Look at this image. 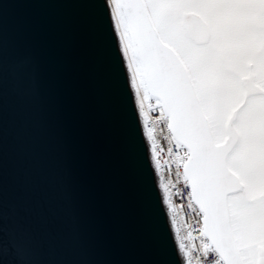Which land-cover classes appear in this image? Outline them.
Masks as SVG:
<instances>
[{
    "label": "water",
    "instance_id": "water-1",
    "mask_svg": "<svg viewBox=\"0 0 264 264\" xmlns=\"http://www.w3.org/2000/svg\"><path fill=\"white\" fill-rule=\"evenodd\" d=\"M116 5L149 92L189 150L184 170L205 233L226 264H237L214 162L189 142L205 114L190 70L162 40L146 0ZM181 24L197 44L210 41L207 23L182 16ZM0 33V264H52L62 213L51 181L65 169L83 235L102 264H185L108 0H0ZM24 59L38 69L35 97L14 73Z\"/></svg>",
    "mask_w": 264,
    "mask_h": 264
},
{
    "label": "snow or ice",
    "instance_id": "snow-or-ice-1",
    "mask_svg": "<svg viewBox=\"0 0 264 264\" xmlns=\"http://www.w3.org/2000/svg\"><path fill=\"white\" fill-rule=\"evenodd\" d=\"M196 10L181 13L227 30L239 22L223 5L237 0H165ZM264 2V0H262ZM6 72L4 45L0 33V103ZM21 85L38 95V69L24 59L14 68ZM210 88L204 118L190 133L196 153L212 158L217 178L218 201L231 211L229 251L237 264H264V20L248 19L232 33L224 48L208 55ZM3 126L0 121V147ZM31 180L26 178V190ZM53 197L62 215L60 236L51 245L52 264H102L85 239L75 210L67 169L51 181ZM47 222V217H45ZM60 249L62 251L58 252Z\"/></svg>",
    "mask_w": 264,
    "mask_h": 264
},
{
    "label": "built area",
    "instance_id": "built-area-1",
    "mask_svg": "<svg viewBox=\"0 0 264 264\" xmlns=\"http://www.w3.org/2000/svg\"><path fill=\"white\" fill-rule=\"evenodd\" d=\"M145 126L150 134L154 162L169 205V214L183 248L186 264H223L206 247L201 215L190 198V187L183 177L186 150L175 143L168 129V118L154 99L142 100Z\"/></svg>",
    "mask_w": 264,
    "mask_h": 264
},
{
    "label": "rangeland",
    "instance_id": "rangeland-1",
    "mask_svg": "<svg viewBox=\"0 0 264 264\" xmlns=\"http://www.w3.org/2000/svg\"><path fill=\"white\" fill-rule=\"evenodd\" d=\"M156 28L163 40L174 46L188 67L196 82L198 95L205 110L207 93L210 88L208 75V55L216 53L224 48L232 33L238 30L240 24L248 19H264V2L262 0H237L235 3L223 5V9L234 14V19L239 23L231 30L216 25H210L213 37L209 44L198 45L192 41L181 26V13L196 10L186 5L167 3L165 0H146ZM114 9L117 13L120 31L124 38L130 58L131 74L134 79L142 81V69L139 61L133 55L132 45L127 29L126 20L121 10L113 0ZM147 93V92H146Z\"/></svg>",
    "mask_w": 264,
    "mask_h": 264
},
{
    "label": "bare ground",
    "instance_id": "bare-ground-1",
    "mask_svg": "<svg viewBox=\"0 0 264 264\" xmlns=\"http://www.w3.org/2000/svg\"><path fill=\"white\" fill-rule=\"evenodd\" d=\"M108 2L110 3V7H111V10H112V13H113V17H114V22H115V25L117 27L118 35L120 37V41H121V44H122V47H123V50H124V53H125V57H126V60H127L128 66H129L130 73H131L130 58H129V54H128L127 48L125 46L124 38H123L122 33H121L122 30L120 31L121 27L119 25V20H118V17H117V13H116V11L114 9V3H113V0H108ZM131 76H132V74H131ZM132 80H133V84H134V88H135V92H136V96H137L140 112H141V115L143 117L141 94H140V92H139V90H138V88H137V86L135 84L133 76H132ZM142 119H144V117ZM145 130H146V134H147V137H148V140H149V132H148L146 127H145ZM158 177H159V174H158ZM159 181H160V177H159ZM160 184H161V181H160ZM161 188H162V192H163L164 199H165V191H164L165 188H163L162 184H161ZM167 210H168V208H167ZM168 213H169V211H168ZM169 217H170V214H169ZM170 220H171V217H170ZM171 223H172V221H171ZM172 227H173V224H172ZM182 257H183L184 262L186 263V258H185L183 253H182Z\"/></svg>",
    "mask_w": 264,
    "mask_h": 264
},
{
    "label": "flooded vegetation",
    "instance_id": "flooded-vegetation-1",
    "mask_svg": "<svg viewBox=\"0 0 264 264\" xmlns=\"http://www.w3.org/2000/svg\"><path fill=\"white\" fill-rule=\"evenodd\" d=\"M264 20V19H263Z\"/></svg>",
    "mask_w": 264,
    "mask_h": 264
}]
</instances>
